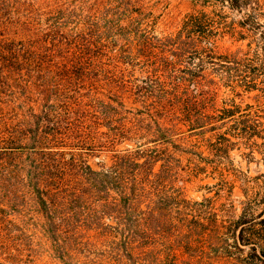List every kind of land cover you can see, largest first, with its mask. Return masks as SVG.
Returning a JSON list of instances; mask_svg holds the SVG:
<instances>
[{
	"label": "trees",
	"instance_id": "obj_1",
	"mask_svg": "<svg viewBox=\"0 0 264 264\" xmlns=\"http://www.w3.org/2000/svg\"><path fill=\"white\" fill-rule=\"evenodd\" d=\"M150 17L139 0H0V264H33L38 237L62 264H264V195L227 221L221 169L216 196L186 193L228 153L206 135L248 122L216 100L224 79L250 91L251 61L219 52L203 12L174 34Z\"/></svg>",
	"mask_w": 264,
	"mask_h": 264
},
{
	"label": "rangeland",
	"instance_id": "obj_2",
	"mask_svg": "<svg viewBox=\"0 0 264 264\" xmlns=\"http://www.w3.org/2000/svg\"><path fill=\"white\" fill-rule=\"evenodd\" d=\"M82 1L90 5L105 0ZM139 1L146 8V12L151 14L153 28L160 34L176 33L189 15L201 12L207 14L215 22L219 52L234 53L239 50V56L251 61L249 70L242 69L244 73L248 70L245 75L255 79L250 91L242 88L233 90L232 83L224 79L217 85L216 100L217 109L235 105L239 115H247L248 122L246 125L227 122L206 135L207 138L212 135L227 137L230 140L227 143L228 153L225 154L224 150V153L209 156L207 174L186 186L189 198L200 200L203 197L216 196L218 186L215 184L218 181L214 179L216 176H213L212 168L221 169L230 183L226 190L221 191H227L229 187L232 190L222 193L224 199L220 203L226 209L225 219H236L241 213L242 202L264 195V51L259 37L261 31H264V15H247L246 11L231 10L227 3H221L220 0ZM248 33H255V36H249ZM97 160L98 158L90 159V162L94 165ZM260 210L261 206L256 207L255 213ZM36 243V249L31 256L33 264H62L52 254L45 239L38 237Z\"/></svg>",
	"mask_w": 264,
	"mask_h": 264
}]
</instances>
